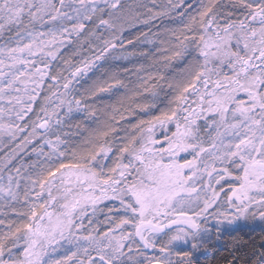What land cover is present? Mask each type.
<instances>
[{"label": "snow or ice", "instance_id": "6c2138e0", "mask_svg": "<svg viewBox=\"0 0 264 264\" xmlns=\"http://www.w3.org/2000/svg\"><path fill=\"white\" fill-rule=\"evenodd\" d=\"M0 264H264V0H0Z\"/></svg>", "mask_w": 264, "mask_h": 264}]
</instances>
